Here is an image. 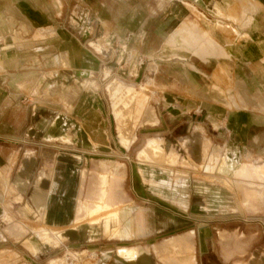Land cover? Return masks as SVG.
I'll return each instance as SVG.
<instances>
[{
  "label": "rangeland",
  "instance_id": "obj_1",
  "mask_svg": "<svg viewBox=\"0 0 264 264\" xmlns=\"http://www.w3.org/2000/svg\"><path fill=\"white\" fill-rule=\"evenodd\" d=\"M60 1L67 0H53L59 14ZM69 1L55 32L40 27L38 51L3 55L13 62L3 76V114L14 119L28 108L31 123L3 139L20 151L3 170L24 197L4 196L0 186V264H177L178 244L197 248L191 232L207 221L216 247H243L253 237L246 259L253 257L264 244V235L251 234L264 227V197L235 183H264V0ZM157 30L166 42L151 48L144 38ZM72 41L86 53L77 43L56 53ZM26 69L32 87L12 86ZM91 120L98 137L88 136ZM65 134V142L58 139ZM152 141L158 145L142 158ZM60 156L86 171L81 198L107 163L120 178L122 206L106 208V175L101 208H85L71 228L27 212L36 190H51L52 179L39 187L36 180ZM19 174L29 176L25 191L16 185ZM130 249L138 251L135 262L120 255Z\"/></svg>",
  "mask_w": 264,
  "mask_h": 264
},
{
  "label": "crops",
  "instance_id": "obj_2",
  "mask_svg": "<svg viewBox=\"0 0 264 264\" xmlns=\"http://www.w3.org/2000/svg\"><path fill=\"white\" fill-rule=\"evenodd\" d=\"M60 2L62 3V1ZM70 9L71 3L67 0L62 3L60 14H68ZM60 14L53 4V0H0V186L4 196L17 194L16 201L22 200L24 194L19 195L17 189L9 184L7 179L11 178V173L5 174L3 167L7 169L9 165L13 167L14 163L11 165L9 162L12 160L14 161L16 154L20 151H14L11 148L4 147L3 139L11 138L12 135L17 133H23L31 123V116L28 108L21 110V113L14 119H9L6 114H3V103H6L5 101L7 99L4 97L7 96V90L5 89V91L3 88V80H6L7 77L3 79V76H6L13 68L11 65L13 62H11L10 58H3V55L7 56L6 53H32L33 51H38L41 46H35L34 44L36 42L34 39L36 34L40 32V27L50 26L51 29L48 30V33L55 32L56 27L61 24V22H57L58 15ZM60 37H65V35L61 34ZM144 40H146V43H149L152 48L166 42L165 33H163L162 30L153 31L148 37L144 38ZM8 42L12 43L14 47L12 46L9 49L3 47ZM74 43L77 42L72 41L70 44L65 43L61 46V50L56 53H61L62 47L66 45L71 46ZM49 46L53 45L48 44V48ZM37 47L38 49H36ZM79 47L81 48L80 45ZM44 50L45 49H43V51ZM81 50L82 53H86L82 48ZM30 75H32L31 69L30 71L26 69V71L18 74L16 78L12 79L10 84L18 87L20 90L21 86L24 85L32 87L34 81ZM51 123H53L51 126L55 125V121ZM95 123L96 120H91L90 126L86 129L89 137L99 136L97 133L98 130L95 129ZM67 136L68 134L61 135L58 139L63 141V138ZM49 139L51 141L57 140V138L53 136H49ZM134 143L135 139H133L128 147L124 148L130 150ZM200 148L202 151L206 149L208 153L209 143H203ZM75 160L76 162H80L81 158ZM29 168L28 165L27 170H29ZM48 171V173L42 172V175L37 178L36 186L39 187L44 182V177H48L53 180L51 190H47V192L36 190L24 207L27 212L37 211L39 217L42 218L44 224L47 226L58 227L61 230L77 225L83 216L85 204H87L88 207H93L103 196V177L106 175L111 177L108 192L105 197L106 208L122 206L118 196L120 178L105 162H102L99 165L98 171L94 173V181L87 189L85 198H81L82 195H80L87 177L85 170H74L70 166V161L67 160L65 156H60L55 166L48 169ZM252 172H257L260 176L263 175L262 171L252 170ZM28 177L27 174H19L16 182V185L21 187L24 191L29 185ZM221 177L229 179L228 182L231 183V178H229V176L222 175ZM255 183L264 186L263 181H256ZM251 184L256 185L254 183ZM261 188L263 189L261 195L251 194L254 195L257 200L264 197V187ZM59 194L61 196H59ZM121 214L125 216L129 214V210H123ZM209 224L210 222L207 221L203 227L198 228L197 231L191 232V235L197 237V248H195L194 241L178 244L180 249L183 250V253L175 254L177 264H264V244H258L259 247L256 248L258 252L252 254L253 257L246 259L249 249L255 244L253 237L250 239L249 243H244L243 247H234L236 244L232 242H219L216 247L211 241L216 228ZM20 229L23 232H28L24 226L20 225ZM257 230L258 231L252 232L251 234L256 237H258L260 233L264 235L263 226H258ZM201 234L203 235V241H201ZM215 248L219 250V253L215 256L216 258H213L212 255L215 252ZM141 256H145V253Z\"/></svg>",
  "mask_w": 264,
  "mask_h": 264
},
{
  "label": "bare ground",
  "instance_id": "obj_3",
  "mask_svg": "<svg viewBox=\"0 0 264 264\" xmlns=\"http://www.w3.org/2000/svg\"><path fill=\"white\" fill-rule=\"evenodd\" d=\"M123 136L125 137V139H127L126 138V135H125V132L123 133ZM128 140V139H127ZM151 141V140H150ZM156 145H158L157 144V142L156 141H152L150 144H149V146L145 149V151H143L142 152V154H141V157L142 158H144V157H146V155L148 154V151L149 150H151L153 147H155ZM150 153H151V151H150ZM227 158V157H226ZM146 159V158H145ZM224 166H227L228 167V160L227 159H225L224 161ZM232 164V163H231ZM230 164V165H231ZM223 169V168H222ZM227 169V168H226ZM218 171V170H217ZM224 171H225V169H224ZM105 177V176H104ZM104 177H103V179H104ZM259 177H260V175H259ZM235 185H238V186H240V187H242L243 189H245L247 192H249L250 194H255V195H261L262 193H263V189L261 188V187H258V186H256V185H253V184H248V185H246V184H244V183H242V182H236L235 183ZM237 187V186H236ZM244 204V203H243ZM96 206H97V209L99 210L100 208H101V205H100V203H96ZM85 210H87L86 212H89V213H91L92 211L90 210V208L88 207V205L87 204H85ZM85 212V213H86ZM120 255L121 256H123L124 258H126L127 260H129L130 262H135V260H136V258H137V256H138V251L137 250H132V249H130V251L129 250H124V251H122L121 253H120Z\"/></svg>",
  "mask_w": 264,
  "mask_h": 264
}]
</instances>
